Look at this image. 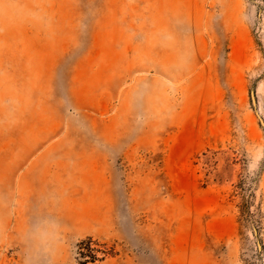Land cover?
Segmentation results:
<instances>
[{
	"label": "rangeland",
	"instance_id": "1",
	"mask_svg": "<svg viewBox=\"0 0 264 264\" xmlns=\"http://www.w3.org/2000/svg\"><path fill=\"white\" fill-rule=\"evenodd\" d=\"M83 263L264 264V0H0V264Z\"/></svg>",
	"mask_w": 264,
	"mask_h": 264
},
{
	"label": "trees",
	"instance_id": "2",
	"mask_svg": "<svg viewBox=\"0 0 264 264\" xmlns=\"http://www.w3.org/2000/svg\"><path fill=\"white\" fill-rule=\"evenodd\" d=\"M90 258H94V257H90ZM84 264V263H83Z\"/></svg>",
	"mask_w": 264,
	"mask_h": 264
}]
</instances>
